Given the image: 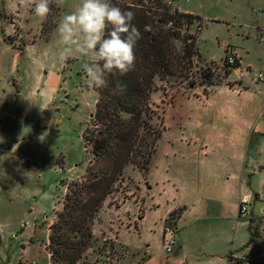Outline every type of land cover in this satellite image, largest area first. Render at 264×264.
I'll return each mask as SVG.
<instances>
[{
    "label": "rangeland",
    "instance_id": "374dc122",
    "mask_svg": "<svg viewBox=\"0 0 264 264\" xmlns=\"http://www.w3.org/2000/svg\"><path fill=\"white\" fill-rule=\"evenodd\" d=\"M82 3L83 0L50 3V12L43 21L46 28L54 25L55 28L43 40L39 37L41 18L34 11H23L18 0H0V225H5L0 230V264H49L43 248L49 225L62 211L67 184L83 175L92 159L83 147L81 134L94 111L95 87L89 86L84 70V65L92 63L94 57L77 55L61 61L59 51L64 45L57 32L62 18L75 12ZM172 4L203 19L198 34L200 57L193 68L196 86L203 83L204 89H208L207 83L223 80L224 57L209 61L219 60L227 46L226 49L237 50L241 56V72H234L232 77L242 79L246 90L238 94L221 88L213 90L207 99L205 96L196 99L186 94V84L169 86L158 81L151 93V106L156 112L152 122L161 129L166 126L167 130L158 142L147 177L151 187L149 196L154 199L161 198L163 172L169 164L178 170L187 167V162L171 161L172 152L178 158L183 150L180 141L183 136L201 134L205 121L225 122L222 119L225 111L230 113L226 118H236L237 125L246 115L253 116L264 109V101L260 100L264 96V84L254 81L261 84L259 88L250 81V76L264 67V41L256 38L258 29L254 28H264V15L256 16L257 11L264 12L262 0H174ZM18 20H22V28ZM9 23L14 27L13 35L4 41L2 31L10 33ZM190 30L194 27L190 26ZM19 34L22 39L17 37ZM9 42L18 49L24 43L26 47L22 54L15 55L16 49L7 46ZM258 143L261 141L256 136L249 141V149L257 152ZM210 159L217 162L213 156ZM142 176L136 168L127 166L123 177L105 198L106 204L115 209L127 199L141 203L146 189ZM107 211L106 208L100 216L102 220L96 215L98 222L94 230L92 226V242L77 264H116L133 251L106 236L108 230L126 231L132 225L130 212L119 217L114 211ZM248 237L247 225L239 224L232 249L237 255L248 253L253 258L256 251L261 253L262 241L253 243L247 250ZM121 239L126 246H137V237L132 233H124ZM160 245L155 239L157 255L162 251ZM256 256V263H260L262 257Z\"/></svg>",
    "mask_w": 264,
    "mask_h": 264
},
{
    "label": "crops",
    "instance_id": "0c3cea01",
    "mask_svg": "<svg viewBox=\"0 0 264 264\" xmlns=\"http://www.w3.org/2000/svg\"><path fill=\"white\" fill-rule=\"evenodd\" d=\"M188 1L184 0V2ZM262 2L264 3V0ZM175 6L178 8L176 4ZM178 10L195 14L199 16L201 22L203 20L200 15L191 10ZM263 15L264 12L260 16L256 14L258 18ZM9 25L10 33L2 31L4 41H8L9 35H13L14 27L12 23ZM49 36L50 34L47 38L41 37L39 28L40 38L47 40ZM17 37L21 38L22 36L19 34ZM13 44V42H9L7 46L16 49L15 55L22 54L26 47L25 43L22 49L16 48ZM226 47L223 51L224 54L230 49H226ZM232 51H234L239 66L230 69L229 74L224 76L219 83L207 86L208 93L206 95L203 94V84L186 88L188 91L186 94L192 95L196 99H200L201 96H205L207 99L208 94H211L213 90L221 88L233 93H244L246 89L242 86V79L238 80L232 77L234 72H241V56L237 50ZM224 54L219 60L209 62L220 61ZM250 81L260 80L250 76ZM261 82L264 84V80ZM254 83L257 87L261 86L258 82ZM260 100L264 101V96ZM225 113L226 115L230 114L226 111ZM226 115L222 117L225 122H218L220 125L209 124V121H205L206 126L203 129L202 122L199 125L203 131L201 134L190 135L187 138L183 136L180 139L183 150L179 151L178 158H175L172 152L171 161L183 164L187 162V167L182 166L178 170L171 164L167 166L163 172L164 181L161 184L160 199L149 196L148 190L151 187L148 185L147 177L151 170V164L146 176L141 177L143 182L145 181V185L143 182L142 184L146 188L145 198L141 203L139 202L141 206L137 202H130L131 199H127L114 209L104 200L97 214L99 220H102L100 216L105 213L106 208L109 210L107 212L114 211L115 216L122 217L124 214L127 215L128 211L131 216L128 218L132 225L126 231L121 228L114 233L112 230H108L109 233L106 235L113 237L117 244L133 250L116 264H261L264 262V150L261 149L264 141V109L261 113L257 111L253 116L246 115L245 119L239 121L240 124L237 125L235 124L236 118L228 116L227 119ZM219 126L222 127L221 130ZM256 136L260 138L261 143L257 144L258 151L252 152L249 149V141ZM211 156L216 158L217 162L212 161ZM244 173L246 174L243 176ZM142 184H139L140 190H142ZM245 195L250 200V211L247 216L240 217L238 203L240 198ZM180 207L182 210L179 216L174 221H170L176 227L175 243L171 251L165 253L161 238L164 228L168 224L166 219L171 211ZM241 218L244 220L240 221ZM96 222L98 219L95 218L92 224L93 230ZM239 224L247 225V230L250 226L251 230H256L258 233L246 245V249L250 250L253 243L257 244L262 241L261 253L256 251V255L262 257L260 263H256L258 260L256 255L251 258L248 253L241 255L234 253L232 245ZM124 233L136 235V247L126 246L121 242ZM47 234L43 248L46 251L48 263L57 264L50 259L47 250ZM248 234L250 237L249 230ZM155 239L161 243L162 251L159 255L155 253ZM241 257H245L246 260Z\"/></svg>",
    "mask_w": 264,
    "mask_h": 264
},
{
    "label": "trees",
    "instance_id": "16d2710c",
    "mask_svg": "<svg viewBox=\"0 0 264 264\" xmlns=\"http://www.w3.org/2000/svg\"><path fill=\"white\" fill-rule=\"evenodd\" d=\"M109 1L122 11L135 12L131 23L139 29L141 39L134 47L133 70L124 75L115 70L106 73L107 87L94 88V111L81 134L83 147L92 159L85 173L67 184L62 211L49 225L47 235L51 261L65 264H76L90 246L96 215L127 166L146 176L165 131V127L158 128L152 122L156 112L151 106V93L158 81L169 86L186 84L187 88L197 84L193 68L200 57L199 38L198 31H191L190 26L193 18L200 20L199 16L179 11L172 4L174 0ZM129 4L134 7L129 9ZM43 20L40 36L47 38L55 25L46 28ZM175 41L183 43L182 53L175 52ZM237 66L238 61L229 69L226 66L224 76ZM207 93L204 89L203 94ZM181 210L171 211L169 220L174 221ZM248 230L247 244L258 235L250 226Z\"/></svg>",
    "mask_w": 264,
    "mask_h": 264
},
{
    "label": "clouds",
    "instance_id": "9594fccd",
    "mask_svg": "<svg viewBox=\"0 0 264 264\" xmlns=\"http://www.w3.org/2000/svg\"><path fill=\"white\" fill-rule=\"evenodd\" d=\"M62 0H18L23 11L46 19L50 3L59 5ZM134 6L128 5L129 9ZM135 12L122 11L108 0H83L82 5L60 21L57 32L64 47L59 51V59L66 61L79 56L94 57V62L85 64L84 70L90 87H107L106 73L119 72L124 75L133 70L135 64L134 47L141 39L139 29L132 24ZM17 23L22 28V20ZM174 50L183 52V43L175 41ZM264 150V145H261ZM5 225H0L2 230Z\"/></svg>",
    "mask_w": 264,
    "mask_h": 264
},
{
    "label": "built area",
    "instance_id": "2783aa9c",
    "mask_svg": "<svg viewBox=\"0 0 264 264\" xmlns=\"http://www.w3.org/2000/svg\"><path fill=\"white\" fill-rule=\"evenodd\" d=\"M261 14H263L262 10L257 11L258 16H260ZM200 22H201L200 20L193 18L191 26L194 27V30H191V31H194V32L199 31L201 29ZM256 29H258V34L256 35V38L259 41L263 42L264 41V28L257 26ZM233 52L234 51L225 52L223 62H222L223 67L227 66V69H229L236 63L237 58ZM252 78L263 81L264 71L259 70L255 72L252 75ZM249 211H250V200L247 195L242 196L238 203V214L240 217H245L249 214ZM175 235H176V227L172 223H168L164 228V234L162 235V238H161V243H162L165 253H168L169 251H171V248L173 247L175 243ZM241 259L246 260L245 257H241Z\"/></svg>",
    "mask_w": 264,
    "mask_h": 264
}]
</instances>
